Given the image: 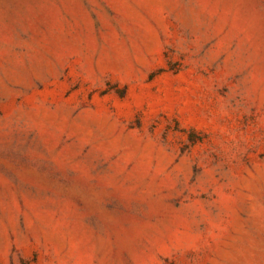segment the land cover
Returning <instances> with one entry per match:
<instances>
[{
  "label": "rangeland",
  "instance_id": "obj_1",
  "mask_svg": "<svg viewBox=\"0 0 264 264\" xmlns=\"http://www.w3.org/2000/svg\"><path fill=\"white\" fill-rule=\"evenodd\" d=\"M0 264H264V0H0Z\"/></svg>",
  "mask_w": 264,
  "mask_h": 264
}]
</instances>
